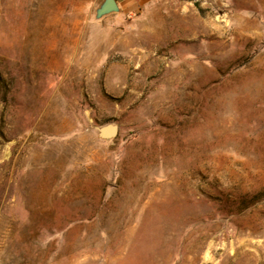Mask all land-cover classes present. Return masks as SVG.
Masks as SVG:
<instances>
[{"label":"rangeland","instance_id":"rangeland-1","mask_svg":"<svg viewBox=\"0 0 264 264\" xmlns=\"http://www.w3.org/2000/svg\"><path fill=\"white\" fill-rule=\"evenodd\" d=\"M101 1L0 0V264H264V0Z\"/></svg>","mask_w":264,"mask_h":264},{"label":"water","instance_id":"water-1","mask_svg":"<svg viewBox=\"0 0 264 264\" xmlns=\"http://www.w3.org/2000/svg\"><path fill=\"white\" fill-rule=\"evenodd\" d=\"M119 8L116 0H102L98 7L95 9V19H100L112 13L118 12ZM117 127L114 124H106L97 129V135L101 139H110L115 137Z\"/></svg>","mask_w":264,"mask_h":264},{"label":"crops","instance_id":"crops-1","mask_svg":"<svg viewBox=\"0 0 264 264\" xmlns=\"http://www.w3.org/2000/svg\"><path fill=\"white\" fill-rule=\"evenodd\" d=\"M132 2H133V0H127V4H128L127 9H129L131 7L132 4L130 5V3H132ZM117 5H118V8H120V5L118 4V2H117Z\"/></svg>","mask_w":264,"mask_h":264}]
</instances>
